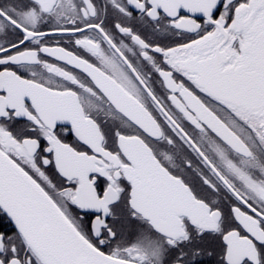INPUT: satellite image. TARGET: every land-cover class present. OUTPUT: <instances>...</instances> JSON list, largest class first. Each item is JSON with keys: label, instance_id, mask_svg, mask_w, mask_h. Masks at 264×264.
<instances>
[{"label": "snow or ice", "instance_id": "6c2138e0", "mask_svg": "<svg viewBox=\"0 0 264 264\" xmlns=\"http://www.w3.org/2000/svg\"><path fill=\"white\" fill-rule=\"evenodd\" d=\"M0 264H264V0H0Z\"/></svg>", "mask_w": 264, "mask_h": 264}]
</instances>
